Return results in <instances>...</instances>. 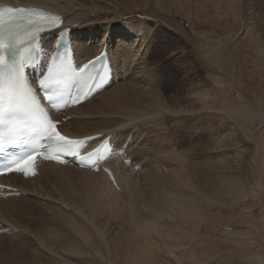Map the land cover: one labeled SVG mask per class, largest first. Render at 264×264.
Listing matches in <instances>:
<instances>
[{"label":"rangeland","instance_id":"rangeland-1","mask_svg":"<svg viewBox=\"0 0 264 264\" xmlns=\"http://www.w3.org/2000/svg\"><path fill=\"white\" fill-rule=\"evenodd\" d=\"M73 1L102 11L101 14L116 9L121 12L118 20L132 21L140 24L136 28L139 26L144 28L147 39L144 52L130 60L131 62L128 61L121 72H117L118 82L113 85L114 87L144 80L143 88H153L170 107L182 106L184 109L183 112L178 113L173 111L163 113L159 116L163 121L159 119L160 123L157 126L153 125L158 121L156 118V121L149 126L143 123L151 121L150 117L153 118L155 113L133 120L120 116L128 113L126 111L107 113L105 116L102 115L100 120L105 118L110 120V128L100 133L111 134L113 137L123 133V136L128 133L130 136L133 135V143L127 151L131 152L134 162L146 169L153 167L154 163L155 165L157 163V170L171 169L176 163H174L175 158L174 160L172 158V162L170 158L176 153L175 155L181 160L183 158L182 162L185 165L193 166L192 175L212 173L215 184H218L219 173L223 172L220 161L223 153L230 164L232 177L240 178L243 184L245 195L243 199L213 194L201 197L202 199L196 200V204L193 205L186 201V206L190 205L192 208L189 211L196 222L185 225L184 230L189 234V238L184 242L186 245L179 247L178 241L165 242L170 243L172 245L170 248L175 252L173 256L169 255L170 259H166V263L264 264V0ZM77 35L78 32H74V36ZM87 35L86 33L85 36ZM101 36L102 33L92 41L96 39L95 42L98 43ZM110 37L111 35L109 40L112 39ZM236 44L238 47L246 46L243 51L246 56L242 52L241 55L238 53L240 57L234 56ZM94 54L95 52L89 53L92 56ZM249 56L253 61L248 60ZM128 89L127 98L136 102L137 98L133 96L132 90ZM146 101L142 100L141 104L146 105ZM96 102L97 100H93L92 104ZM106 125L99 123L97 126L104 128ZM148 147L151 148L150 151ZM169 161L170 163H167ZM113 162L109 165L115 172L116 178L125 179V173L120 169L122 164H113ZM140 171L135 170L137 174H133V178L138 187L137 191L143 193L144 197L154 189L148 186V174L139 173ZM69 173L71 176L81 174L76 171ZM119 182V189L113 187L115 190L108 191L109 195L104 193L100 200L97 198L100 204L96 199V208H98H95L96 214L92 210L96 202L93 203L94 205H90L92 202H85L83 209L81 208L84 203H80L79 208L72 204H64L62 196L57 192L62 190L55 189L53 184L48 190L42 191L43 197L47 198V201L43 200L47 203L54 201L53 205L60 208L61 216L57 212L56 215H51L52 217L64 216L66 220L68 217L75 222L78 219V224L85 223V227L88 225L86 229L92 230L88 231L89 233L97 235V230L101 229L105 240L114 236L117 239L119 230H127L131 213L148 219L139 206L136 205L131 210L127 203L130 200L125 193L128 186L121 185V179ZM114 191L119 193L116 197L120 202L115 199L117 203H110L111 207L107 203L103 205L114 197L112 193ZM120 203L121 207H118L117 204ZM14 204L20 205L23 202L17 201ZM87 207L88 210H85ZM84 214L90 216L85 218ZM64 217H62L63 227L52 225L56 228L51 230L52 226L48 228V224L41 225L43 228L46 227L43 229L44 233L53 231L58 235L59 232L60 234L56 236L59 238L70 234L71 231L74 239L72 242L78 244L75 249L78 248L81 255L78 252H74L73 255L64 252L56 241L57 238L53 239L56 242L52 244L55 254L49 255L48 252H43L32 234L26 235L28 237L26 240L23 235L17 237L20 232L17 231V233L13 232L16 236L0 235V258H2L0 264H58L63 262L64 258H69L77 264H105L106 251L102 248L95 251V246L102 243L87 239L91 243L87 242L89 243L87 244L74 233L75 231L66 227L67 222ZM10 218L12 221L24 219L20 214ZM159 222L157 225L160 224ZM154 235L146 238L152 247L156 248L154 244H157L160 238L158 234ZM66 238L64 239L67 240ZM191 245L198 250L193 257L185 252V250L188 252L187 248ZM179 248L185 252L182 251L181 256H179ZM164 250H168L167 246ZM165 251L157 255H165Z\"/></svg>","mask_w":264,"mask_h":264},{"label":"bare ground","instance_id":"bare-ground-1","mask_svg":"<svg viewBox=\"0 0 264 264\" xmlns=\"http://www.w3.org/2000/svg\"><path fill=\"white\" fill-rule=\"evenodd\" d=\"M2 3H9L12 5H31L45 8L61 14L63 16L64 25L70 27L71 29L76 56L78 58H82L84 56L91 57L92 55H89L90 52H95L96 54L99 52V45L106 44V47L111 56V60L115 64V70L117 72L124 68L128 61L131 62L130 60L137 57V55L141 54V52H144V48H146L145 42H147V39L144 34V28H141L140 26L136 28L137 25L140 24H135L132 21L118 20L121 12L116 9L109 11L107 10V12L101 14L102 11L93 9L88 5H80L73 0H0V4ZM74 32H78L77 37L74 36ZM86 33L88 34L87 36H85ZM91 33L93 34V36ZM101 33L103 34V36H101L102 38L100 41H98V43H96L97 41L95 42L96 39L92 41L93 37L97 36L98 38ZM109 35H111L110 38L112 39L107 40ZM105 36L106 39H104ZM245 47L246 46L244 45L238 47V45L236 44L234 47V56L240 57V52L243 53ZM238 53L240 54L238 55ZM243 55L245 54L243 53ZM249 57L248 60L253 61V58ZM242 58L245 59L243 56ZM154 79L156 81V78ZM144 83V80H140L139 83H130L131 85L119 84L115 87L111 86L112 88L110 89L105 88L103 91L92 97L89 101L81 103L69 109L62 115L58 116L59 118H61L62 116L70 117V115L72 114V117H70L67 121L61 123V129L69 136H83L87 134L100 133V131L109 129L111 123V121L106 118L101 121L100 119L102 118V115L105 116V114L107 113L114 114V112L123 111H126L128 113L123 114L124 116L120 114V116L132 120L151 116L152 113H155L156 117H150L152 119L151 121H146L143 123H146V125L149 126L154 121H156V119H158V121H156V124H153L157 126L160 121H163L159 118V116L163 113L168 111H173L174 113L184 111L182 106H177L175 107L177 108V110H174V106L170 107V105H167L163 100L164 98L162 99L153 88H143L142 86H144ZM128 88L132 90L133 96L137 98L135 99L136 102H132L127 98V92L129 90ZM93 100H97L96 104H92ZM140 100H147V104H141ZM99 123H102V125L103 123L107 125L104 128H100L97 126ZM113 131H115V129H113ZM109 135L111 136V134ZM115 138L118 139L119 136H116ZM148 150L150 151L151 148ZM175 154H172L170 158L171 162L172 158L173 160L175 158L174 163H176L171 167V169L169 168L168 170H164V168H158L159 170H157V163L156 165L154 163L153 167H149L147 169L146 167L142 166L139 173L146 172V174H148V186L152 187L151 189H154L150 194H148V196L145 194L146 196L144 197L142 195L143 193H139L137 191L138 187L133 178V174L137 173L134 172L132 168L133 166H130V168L132 169H129L128 166H125L121 163L122 165L120 166V169L125 173V179H123L122 177L116 178L115 172H113V170L111 169L116 185H120L119 179H121V185H124L125 187L128 186L125 192L130 200L129 202L127 201V203L130 204H128V206L131 208V210H133L136 205L139 206L141 209H143L144 215L147 216L148 219L146 217L145 219L140 215L136 216L135 214L131 213V218L129 219L127 230H119L116 235L117 239L113 235L114 237L108 240H105V238H103V235L100 231L101 229L97 230L98 232L96 231L98 233L97 235H94L96 233L91 234L89 232L92 230L90 228H88L90 230L86 229L88 225L85 227V223H83V225L78 224V219L75 222L72 220V218H68L67 215L66 217L67 220L69 219L68 221L64 216H62L66 220L65 222H67L68 224L67 225L65 223L66 227L68 226L67 228L75 231L74 233L79 235L86 243L89 242L87 241V239L91 241L96 240L97 242H101L102 245L98 243V245L95 246V251L99 250L100 248L106 251L105 256L107 255V258L105 256L104 257L106 258L107 262H105V264H119L118 262H121V264H169L166 263L165 260L170 259L168 258L169 255L171 257L175 252L170 248V246L172 245L165 242H168V240L169 242L178 241L179 247L183 246L185 244V240L189 238L187 230H184L185 225L195 224L196 222V219L192 217V213L190 212L192 209L190 205L196 204V200L202 199L201 197H207L209 195L212 196L213 194H224L228 195L229 197H233L234 199H243L245 197L241 179L239 177L238 178L240 180L232 177L230 173V164L223 153L221 155L222 160H220L222 162L221 169L223 167V172H220L218 175V184H215L213 182L212 173L209 174L206 172L202 175H192L194 170L193 166H189L190 164L185 165L184 162H182L184 161L183 158L181 160L180 157ZM111 161L113 162L114 159H112ZM167 163H170V161ZM69 171H76L81 173L82 175L75 174L71 176ZM84 175L86 176V178H84ZM4 181L10 185L16 186L18 190L22 191L23 193L17 197L0 199V222L3 224H1L0 228L9 226L12 228H17L18 231H20L18 232L17 237L19 235H23L26 240L28 239L26 235L32 234L38 241L43 252H48V254L52 256H54L55 254V251L52 248V244L56 241L60 244L61 248H63L64 252H67L70 255H73L74 252H78L80 254V251L77 250L78 248L75 249L77 243L72 242L74 241V239L71 231V235H63L62 237L59 236V238L56 237L60 234L59 232H57V235L56 232L47 231L46 229L47 233H44L43 229L46 227L44 226L43 228L41 225L48 224V228H50V226L52 225H56L59 227L60 225L62 227L64 225H62L63 218L58 217L59 215L61 216V213L59 214L60 208L53 205L54 201H50L51 203L48 202V204L46 202L47 198L43 197L42 195V191L48 190V187L53 184L55 189L62 190H57V192L62 196V202H65L64 204H72L74 207L77 206L79 208L80 203H84L81 208L83 209L85 208V202L89 201L90 203L92 202V204L90 205L96 204L92 206V210L96 214V209H98L96 208L98 199L102 197L104 193L108 194L110 191L115 190L113 189V186L111 185L108 177L104 173H94L86 169L78 168L76 166H61L52 163L44 165L43 171L38 177L23 179L19 176L11 175L8 178L4 179ZM149 183H151V186L149 185ZM45 193L49 194L46 191ZM112 193H114V197L111 195L113 198H111L109 202H105V204L103 205H106V203H117V200L118 202H120L116 197V195H118L119 193L115 191ZM111 196H109V198ZM43 199H45L46 201ZM115 199L117 200L115 201ZM187 200L191 203L189 206H186ZM17 201L23 202V204H14V202ZM117 205L119 207L121 203ZM109 207H111V204ZM85 210H88V207ZM79 211L81 212V210ZM57 212L59 214L57 216L58 218L55 216H51L56 215ZM17 214H20V217H23L24 219H21L19 221L14 220L16 222L12 221L10 217H15ZM84 215L86 218L89 214ZM84 215L81 216L84 217ZM22 221L24 223H22ZM18 222L20 223L18 224ZM157 222H159L160 224L157 225ZM54 227L52 226V228L50 229L52 230ZM62 234H64V232ZM65 234H67L66 231ZM154 234H158L160 238V242L157 238L158 243L154 244L156 248H153L154 246L152 247V244H150L149 240H147L146 238L150 237L149 235ZM63 237H67V240H65ZM53 239L56 241H54ZM166 246L168 249L167 251L164 250ZM187 249L188 252L186 250L185 252L191 257L195 256V254L198 253V250H196L192 245L188 246ZM164 251L165 255H157V253H159L160 255V253ZM182 251L184 252V250H182L181 248L178 249L179 256H181ZM56 256L58 255L56 254ZM101 257L103 258V251ZM118 259H121V261H118ZM62 260L63 262L58 264H77L70 261L69 258H64Z\"/></svg>","mask_w":264,"mask_h":264},{"label":"snow or ice","instance_id":"snow-or-ice-1","mask_svg":"<svg viewBox=\"0 0 264 264\" xmlns=\"http://www.w3.org/2000/svg\"><path fill=\"white\" fill-rule=\"evenodd\" d=\"M49 136H54L55 138H57L58 141H63V140L59 139V137H65V136H62L60 134V132L56 131L55 126L52 127V130L49 133ZM85 143H87V141H85ZM61 146H63V145H61ZM28 159H30V160L34 159V156H30ZM17 168H19V166Z\"/></svg>","mask_w":264,"mask_h":264}]
</instances>
